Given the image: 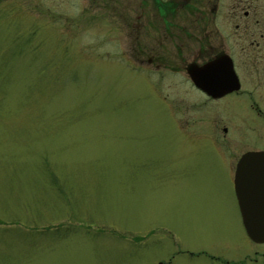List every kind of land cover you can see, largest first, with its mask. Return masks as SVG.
<instances>
[{"label":"rangeland","instance_id":"obj_1","mask_svg":"<svg viewBox=\"0 0 264 264\" xmlns=\"http://www.w3.org/2000/svg\"><path fill=\"white\" fill-rule=\"evenodd\" d=\"M87 9L0 1V264H222L264 251L202 136V99L184 72L168 74L177 51L149 65L135 9L107 22ZM248 135L243 147L260 145Z\"/></svg>","mask_w":264,"mask_h":264},{"label":"flooded vegetation","instance_id":"obj_2","mask_svg":"<svg viewBox=\"0 0 264 264\" xmlns=\"http://www.w3.org/2000/svg\"><path fill=\"white\" fill-rule=\"evenodd\" d=\"M113 2L88 0L84 13L106 21L117 8L127 13L135 9L133 45L142 53L151 48L155 55L147 63L158 69L169 66L155 51H177L180 63L168 68V74L184 72L202 99V136L228 167L242 222L235 186L238 164L247 153L264 152V7L258 0H135L116 8ZM196 67L201 69V89L189 74ZM249 132L259 146L241 145ZM262 169L264 163L252 168L255 173ZM222 264H264V251L223 259Z\"/></svg>","mask_w":264,"mask_h":264},{"label":"water","instance_id":"obj_3","mask_svg":"<svg viewBox=\"0 0 264 264\" xmlns=\"http://www.w3.org/2000/svg\"><path fill=\"white\" fill-rule=\"evenodd\" d=\"M200 71L197 67L189 68V74L199 89L202 88ZM263 163L264 152L245 154L238 164L235 181L243 227L248 238L256 244H264V170L255 173L252 168Z\"/></svg>","mask_w":264,"mask_h":264}]
</instances>
